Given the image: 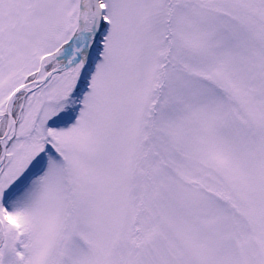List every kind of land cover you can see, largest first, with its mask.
I'll return each instance as SVG.
<instances>
[{"label":"snow or ice","instance_id":"obj_1","mask_svg":"<svg viewBox=\"0 0 264 264\" xmlns=\"http://www.w3.org/2000/svg\"><path fill=\"white\" fill-rule=\"evenodd\" d=\"M0 264H264V0H0Z\"/></svg>","mask_w":264,"mask_h":264}]
</instances>
